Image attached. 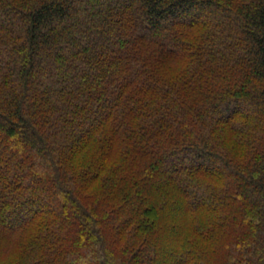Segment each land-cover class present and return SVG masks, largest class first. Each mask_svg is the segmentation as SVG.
Here are the masks:
<instances>
[{"label": "trees", "instance_id": "1", "mask_svg": "<svg viewBox=\"0 0 264 264\" xmlns=\"http://www.w3.org/2000/svg\"><path fill=\"white\" fill-rule=\"evenodd\" d=\"M0 264H264V0H0Z\"/></svg>", "mask_w": 264, "mask_h": 264}]
</instances>
